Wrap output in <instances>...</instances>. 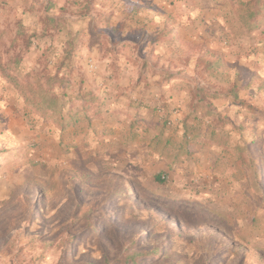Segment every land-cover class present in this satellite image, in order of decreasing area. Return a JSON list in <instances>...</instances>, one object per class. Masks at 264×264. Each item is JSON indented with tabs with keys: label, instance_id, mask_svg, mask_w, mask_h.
Masks as SVG:
<instances>
[{
	"label": "rangeland",
	"instance_id": "374dc122",
	"mask_svg": "<svg viewBox=\"0 0 264 264\" xmlns=\"http://www.w3.org/2000/svg\"><path fill=\"white\" fill-rule=\"evenodd\" d=\"M241 1L0 0V264H264V24ZM124 64L177 98L99 94Z\"/></svg>",
	"mask_w": 264,
	"mask_h": 264
},
{
	"label": "crops",
	"instance_id": "0c3cea01",
	"mask_svg": "<svg viewBox=\"0 0 264 264\" xmlns=\"http://www.w3.org/2000/svg\"><path fill=\"white\" fill-rule=\"evenodd\" d=\"M216 1L222 2L225 0H213V1L211 0L210 2L211 5H216ZM124 6L126 8H129L131 7V4L127 3V5H124ZM157 52H159V50L155 51V53ZM138 71H139V68L133 65L124 64L122 66H119V68L115 71V75L110 76L111 79H107L106 82H102V81L95 82L97 86L99 85V87H101V90H100L101 92L99 94H101L102 92L108 91L109 94L111 95L112 93L119 94L121 96L128 95V96H132L133 98H137V100H139L140 97L143 95L147 96L149 100L151 99L158 100L157 97H159L161 94H164L166 92L167 97L171 96L173 98L174 97L177 98V94H176L177 91L176 92H170V91L171 89L174 90L175 88L180 87V84L178 83V81H175V79H172L168 82L162 81L160 77L154 76L153 74H150V76L153 75L152 78H149V80L145 81V80H142L136 77ZM145 87H147V89ZM143 88L145 89V92L142 94L141 90ZM139 116H144V115H139ZM139 116L134 115V117H139ZM117 118H119V115H117ZM131 134L132 133L130 132L129 135ZM137 145L143 146V148L146 147L145 144L137 143Z\"/></svg>",
	"mask_w": 264,
	"mask_h": 264
},
{
	"label": "trees",
	"instance_id": "16d2710c",
	"mask_svg": "<svg viewBox=\"0 0 264 264\" xmlns=\"http://www.w3.org/2000/svg\"><path fill=\"white\" fill-rule=\"evenodd\" d=\"M234 4L236 5V2ZM238 4L242 7V15L240 17V20L242 21L243 26L248 32L256 30L264 24V0H247L245 2L241 1ZM234 154L240 165L247 164L248 160L244 157L242 151L236 148ZM153 180L159 186H167L169 183L167 179V172L165 170H159L155 172L153 174ZM175 201H177V199ZM197 214H201V212H197ZM155 251L156 250L153 249L148 252H142V254H144V256H149L155 253ZM115 262H120L121 264H138V259L129 256L121 259H116L112 263L106 262L105 264H114Z\"/></svg>",
	"mask_w": 264,
	"mask_h": 264
}]
</instances>
